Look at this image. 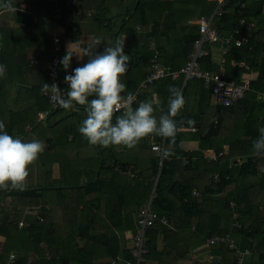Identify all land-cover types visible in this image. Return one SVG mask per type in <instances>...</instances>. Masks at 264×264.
<instances>
[{
  "label": "trees",
  "instance_id": "trees-1",
  "mask_svg": "<svg viewBox=\"0 0 264 264\" xmlns=\"http://www.w3.org/2000/svg\"><path fill=\"white\" fill-rule=\"evenodd\" d=\"M63 1L66 0H57V3L54 0H26L30 5L29 10L32 12V17L34 11L39 15L38 17L43 19L42 24L38 21L40 19H37L33 24L34 29H44L39 34L46 35L47 32L51 34L54 30L51 25V27L49 26L51 23L44 22L46 18L49 20L52 17L55 6H58L62 15L65 16L71 15V13L73 15L74 10L79 9L80 18L78 22L87 20L88 16L94 18L96 32L102 36H107L108 41L104 46L112 43L114 36L133 34L131 31L134 26L140 25L134 30L133 37L123 44L130 53H134L132 63L135 62V68L142 63L145 66L149 64L153 51L149 48L148 39L158 35V33L167 36L168 33L164 28L168 21H172V19H168L171 15L169 12L165 15L166 19H160V16H156L154 23L144 26L143 12L147 13L150 8H159L161 4L165 5L161 0H67L66 3ZM19 2L20 0H15L14 7ZM168 2L174 1L168 0ZM104 3L110 7L103 6ZM193 3L197 18L203 15L209 16L216 6V1L210 0H193ZM116 6L118 8L114 9L111 16L106 15L103 8L112 10ZM87 10H91V13L87 14ZM132 10H134L133 14H131ZM12 14L14 15V13ZM129 15L130 17L127 18ZM243 15H247L250 21L254 22V25L241 27L239 20ZM76 21L75 19L73 24H65V30L74 33V29H79V24ZM211 23L221 34L227 35L237 30L238 32L234 33V38L245 36L248 39L241 46L231 44L225 48V77L239 81L244 68L239 67V64L233 65V63L242 62L244 65H249L256 73V76L251 79V88L264 92V28L258 27L261 23L264 24V0H226L221 15H214ZM129 24L133 25L127 27ZM195 27L193 25L192 31H182V35H185L178 41L181 47L179 55L183 62L191 49L193 40L198 37ZM137 35H139L138 39L136 38ZM94 40L95 38H93ZM14 44L13 50L10 51L14 70L18 71L23 68L36 79V69H39L43 80L45 73L43 66L48 59L50 60L54 56L53 49L49 47L48 50L36 54L34 59L37 60V63L30 65L27 60V54L31 52L29 46L19 41ZM61 52L62 50L60 55ZM201 64L208 69L218 70L219 68V65L212 60L209 52L201 59ZM158 81L154 82L150 88L154 86L162 100L169 97L170 85L179 87L180 84V79ZM44 83L46 80L42 83L43 85L39 82H33V85L44 87ZM40 97L42 103L38 99L33 100V103L38 107L36 112L49 110L50 104L46 97L42 94ZM214 107V117L204 122L202 114L199 117L184 115L181 110L180 115L175 118L177 135L174 152L183 153L180 150V143L185 136L182 128L200 127L202 122L208 127L205 132L204 129L196 132L189 130L192 133V135L190 134L192 138L200 140L201 148L211 147L217 152L227 142L231 145L230 152L227 158L222 156L217 161L198 160L196 166L198 168L192 167L193 161L191 160L187 167L183 168V176L186 175L187 179L177 182V185L169 179L173 169L170 168L169 162L163 160L152 205L159 215L168 217V224H171L169 227L156 221L147 231L149 250L144 255V259L157 258V255L161 253L162 256L168 254L166 257L168 261L161 260L163 263L165 262L164 264H234L233 251L228 248L226 243L210 247L209 251L213 252L214 258L212 261H207L208 263L193 257H186L189 250L184 251L182 247L176 249V247L182 246L176 244L177 242H173L169 251L156 252V237L164 234L165 229L171 233V237L175 236L179 227L183 225V221L187 220L189 225L194 226V232L197 231L198 245L204 244L205 238L214 233L229 231L240 248H256L257 252L253 257H250V264H264V174H261L260 178L256 175L257 162L260 158L264 159V156H257L256 159L248 156L247 160L244 159L241 164L233 161L237 157L244 158V156L252 153L253 142L259 138L258 129L264 127V103L257 101V95L254 91H249L242 100L230 106ZM36 112L29 120L31 121L29 122L30 128L26 130V133L22 130L23 124L13 127V129L10 125H6V131L16 134L24 132L25 135L33 132L34 134H44L43 126L47 127L50 122L48 120V123H46L47 121H37ZM201 112L203 113V109ZM116 115L120 114L116 113ZM76 116L77 114H72L69 120L70 124H64L62 135L51 136V138H60L62 142L66 138L69 144L61 145L62 150L74 146L71 148L73 149L71 154L61 151L65 155L60 160L61 153L58 152L56 169H53V165L51 166L55 161L53 154H51L52 159L46 168L30 169L31 171L35 170L34 174L29 171L26 180H31L33 177L36 179L38 173L43 174L40 181V186L43 187L31 188L37 185L26 181L28 187L26 190L0 189V237L3 238L0 264H3L10 252L15 253L17 260L24 264H111L102 259L112 257L111 259L115 260L118 256L127 260L133 259L128 248L121 249V236H118L115 231L124 232L127 228L133 229L134 227L132 217L127 216L126 213L122 215L124 201L127 200L123 199V196L133 187L135 177L131 176V173L142 175L144 169L130 168L129 166L134 164L136 159L134 161L118 159L115 150L112 154L110 153V148L96 150V146H92L93 151L90 155L88 151L80 152V146L90 145L78 131L81 120L77 119ZM72 119H77V121H72ZM189 120L194 123L189 124ZM214 120L216 121L214 122ZM226 129H231V141L221 139L223 142L215 145L214 143H218L216 140L218 135L222 136ZM238 133L242 134L236 137ZM70 134H73L74 137L68 140ZM38 140L44 141L41 138ZM166 142L168 145L169 140ZM48 145L51 146L52 144L49 143ZM124 148L126 149L125 146ZM230 158H233L231 162L229 161ZM157 160L158 156L156 152H153L150 158L153 180L157 174ZM87 161L91 162L87 163ZM117 164H119V168L115 167ZM90 165L91 168H87ZM97 169L99 171L96 176ZM206 173H208L207 180L203 178ZM214 173L217 175L216 178H214ZM124 175H130V178ZM196 175L197 177L194 178ZM252 175L255 176L254 181L249 180ZM84 180L85 185H83ZM153 180L149 184V190L152 188ZM176 180L179 179L176 178ZM257 184L260 187L253 189V196H259L250 197L251 188ZM175 185L177 189L173 191V198L167 199L162 196L164 189L173 190ZM194 190L197 191V195L192 194ZM104 194L109 196V199L105 197L107 200V221L100 218L98 213L91 209L94 205L92 200L98 199L97 201H99L104 198ZM73 201L75 203L71 204ZM230 201H233L234 204L231 205ZM81 203L82 207H80ZM31 208L38 210L37 213L26 219L23 226H18L21 212ZM206 217L209 219L204 222ZM234 219H237L239 226L234 224ZM126 240L128 239L125 238L122 243L125 244ZM218 255L221 256V259L216 261ZM139 264H143V262Z\"/></svg>",
  "mask_w": 264,
  "mask_h": 264
},
{
  "label": "crops",
  "instance_id": "crops-1",
  "mask_svg": "<svg viewBox=\"0 0 264 264\" xmlns=\"http://www.w3.org/2000/svg\"><path fill=\"white\" fill-rule=\"evenodd\" d=\"M15 0H12V3L14 4ZM163 1V3L165 5H162L159 8H150L149 12L145 13V11L143 12V23L144 26H148L152 23H154V18L156 16H160V19H163L165 17V15L169 14V12L171 13L170 17L168 19H172V21H168L167 22V26L164 28L168 35H162L159 34L152 36L150 39H148L147 43H149V48L154 52H157L160 55V59L161 62L167 65H170L174 68H178L180 67L184 62L182 57L179 55V52L181 50V47L179 45V40H181V38L184 37L185 34L182 35V31H186V30H193V25L196 26V32L197 31V24L196 21L202 17L200 16L199 18L194 17L189 19L187 22L186 21H177L175 20V12L173 11V3L177 2L178 0H173L174 2H168V0H161ZM177 4V3H176ZM190 5L192 8H194V3L192 1V3L190 2ZM14 6V5H13ZM103 6H108L106 3H104ZM15 7H17V10H23L26 12L31 13L30 12V5L26 2V0H20L19 3L15 4ZM136 7V5H135ZM118 8V6H116L115 8H113L112 10L109 8H103L105 10L106 15L111 16L112 12L114 11V9ZM154 9V10H153ZM168 9H170L168 11ZM173 9V10H172ZM79 11L80 14V10L76 9ZM74 10V12L76 11ZM196 10V9H195ZM91 10H87L86 13L89 14ZM73 12V17L77 20L76 22L79 24V29H74V33L72 32H67L65 30V22L61 21V18L59 20V27L56 28L55 30L52 31V33H58L59 36L61 38H63L64 43H63V49L61 52V56L63 57L65 52H66V48L67 46L72 43V48L76 49L82 46H86L88 44H90L93 41V38H100L102 40V44L98 46V50H102L104 45L107 44V36L104 35L102 36V34H98L96 32V23L94 18H92L91 16H88L87 20L84 21H80L78 22L80 16L79 14L74 15ZM134 10L131 11V14H133ZM72 14V13H71ZM130 14V15H131ZM127 16V18L130 17ZM205 16V15H203ZM207 16V15H206ZM66 18V16H65ZM126 18V19H127ZM37 19H40L38 21H40V23L42 24V18L40 17H36V19L34 18V16L32 17V23L30 25H24L22 23H19L16 20V12L14 13V15L12 14V12H8L5 11L3 9H0V64L6 65L7 67V73L6 76L4 78H0V121H3L6 125H10L13 129V127H17L21 124H23V131L24 128L26 127V130H29V126L31 121L30 118L31 116H33V114H35L36 110L38 107H36V105L33 103L34 100V92L35 90H38V93L43 95L44 87L41 86L43 85L42 83L46 80V83L48 84L47 81V69H48V65H49V59L47 60V63L44 64L43 68H44V77L43 80L41 78L39 69H36V75L37 78L35 79L30 73H28L25 69L21 68L20 70L16 71L14 70L13 66H12V62L11 61V56H10V51L13 50V46L15 45V42H24V44H27L30 48V53L27 54V60L29 61L30 65H35V63H37V60L34 59L36 54L41 53L42 51H46L49 49V47L52 48L51 45V35L52 33H48L45 34H39L40 31L44 30L43 28H39V29H34L33 28V24L36 22ZM45 21V20H44ZM174 21V22H173ZM50 23V19L48 20V18H46V21L44 23ZM48 23V24H49ZM104 24H106V22H104ZM51 24H49L50 26ZM133 24H129L127 25V27H131ZM189 25V26H188ZM140 27V25H136L134 26V29L131 31L134 34V30L137 27ZM260 26V27H259ZM51 27V26H50ZM259 28H264V24L261 23L260 25H258ZM144 28V27H142ZM81 30V33H80ZM119 30V28L117 29V31ZM140 31V30H139ZM80 35H77L79 34ZM57 34V35H58ZM133 34L131 35H119L118 37L114 36L112 37V41L114 39V41H123L124 43H127V41L129 39H131L133 37ZM136 38H139V35L136 36ZM124 46V45H123ZM226 47L228 46H223L221 44H216L215 46H211L210 47V51L209 53H211V57L212 60L217 63L219 65L218 70H214V69H208L202 66L201 67L204 69H208V70H212L215 72H220L221 74H223V76L225 77V52H226ZM192 48V46H191ZM3 49V50H2ZM191 50V49H190ZM124 52L125 54H127L129 56V62H128V70L127 71H132L129 73L130 77L125 80V81H121L123 83H125L126 85V92L124 93V95H126L128 92L133 93L139 86V84L141 83V81L144 79V77L146 76L145 74L148 73L147 70H149V64H150V59L152 58V56L149 59V64L145 66V69L143 70L141 77L138 81V83L133 85L132 80L136 79V74L134 73V71H136V68L138 67H134L135 66V62L133 61L132 63V59H134V53H130V51H128L127 47L124 46ZM187 56V55H186ZM34 59V60H33ZM186 60V59H185ZM87 61V57L84 58V60L82 61H78L77 58L75 56H73L72 58V62H71V67L75 68L78 66H82L83 63H85ZM201 63V61H200ZM233 65H235V62L233 63ZM243 63L239 62V67H243L242 66ZM148 66V67H147ZM38 66L36 65V68ZM148 68V69H147ZM143 76V78H142ZM254 76H256V73L251 69L248 74H247V78L252 79ZM226 78V77H225ZM242 79V77H239ZM180 79V84H179V88L181 89L183 96L185 98V105L184 108L182 109V113L184 115H194L196 117L201 116L202 114V118H203V122L206 120V114L208 113V107L204 104V102H202V93L205 90H208L210 92V100L212 99V106L213 108H215L214 106H222V105H218L214 103V98L213 95L211 93V89L210 87H207L203 84L202 81L200 80H188L187 82H184L183 78H178ZM227 79V78H226ZM229 80H234V79H229ZM236 80V79H235ZM33 82H39L41 85H39L40 87H36L33 85ZM159 82V81H158ZM156 83V82H155ZM169 83V82H166ZM29 84V85H28ZM154 89V86L152 88H148V89H140V98L141 101H153V100H159L161 102V107L163 108L164 112L167 111V101H168V97H164L166 98V100H162L158 94V90ZM257 101H259L257 99ZM261 102V101H259ZM15 103V104H13ZM263 103V102H261ZM137 105H133L132 107L135 108L137 107ZM203 109V113L201 112V110ZM9 110H13V111H9ZM22 110H28L29 111V116L28 114H19L21 116H18V113L16 114L15 118H12L13 112H18V111H22ZM65 110V114L64 116L60 115V113L62 111ZM9 111V112H8ZM38 112V111H37ZM36 112V113H37ZM72 114H77V119L79 118L81 121L85 118L86 113H84L83 109H75V110H60V111H56L54 112L47 120L50 122L48 123V121L46 123H48V126L44 127L45 132L49 127L52 126H56L59 122L69 119L71 118ZM121 114V113H119ZM162 113L157 110L154 115L159 118V116ZM72 119V121H77ZM34 121V120H33ZM36 121V120H35ZM207 121V120H206ZM216 120H214L215 122ZM202 122V124L200 125V127H196V128H182V131L185 133L184 138L182 139L181 143H180V150L183 151L182 154H177L175 153L173 156L169 157V158H163V160H166L167 162H169L170 168L173 169V172L171 173L169 179L173 184L177 185V182L181 181V180H185L186 175L183 176V172L184 169L186 168L187 165L189 164V162L192 160L193 161V166L192 167H196L197 166V161L198 160H206L208 162L211 161H217L220 160L219 157H224L228 156L229 152H230V148L231 145L229 143H224L222 145V148L219 151H215L214 148L211 147H207V148H201L200 146V140L199 139H195L192 138L190 136V134L192 135V133L189 132V130L191 132H196L197 130L200 131L201 129H204L203 131L205 132L207 130V126L204 125V123ZM71 123H75V122H71ZM230 130L231 129H226L225 132L222 133V136H220V134L218 135V137L216 138V140L218 141V143H214L215 145L221 144L223 141L225 140H229L231 141L232 139V135H230ZM188 131V132H186ZM10 135H13L14 137H19L21 138L23 141L28 142L31 140H38V139H43L39 140L42 141L45 144V147L47 148L46 153L49 154L50 158L52 159V155L55 158V161L51 164V166L53 165V168H56V166H58V152L61 153L62 151V146H66L68 145V141L65 138V142L61 141L60 138H51V137H47V141L45 143V137L43 138L44 134L41 133H36L34 134V132L32 134L28 133L25 135V133H21V134H16L13 133L11 131L8 132ZM13 133V134H12ZM242 133H238L236 135V137L240 136ZM54 136V135H53ZM74 137L73 134H70L68 136V140H71ZM164 140V148H166L167 142L165 138L159 137V136H149L146 138H143L138 145H136L134 148L132 149H128L129 151H126V149L124 148V146H110L107 148H110V153L112 154L115 150L118 159L121 160H135L134 164H131L129 167L130 168H143L144 172L141 174H133L131 173V176H134L135 178L133 179V187L131 190H129L127 192V194H125L123 196V199H127L126 202L124 201V207H123V212L122 215L124 213L127 214V216L132 217V223L134 225L133 229H128L126 231H115L118 236H121V240H120V246L121 249H126L128 248V251L131 249L132 247V236L134 234L135 231V219H136V214L138 209L141 206L147 205L148 203L151 204V208L153 209V203H152V199H153V192L155 193V191L153 190V184H152V188H151V194L149 188V184L151 183V180H153L152 176L153 173L151 172V164H150V158L153 154V152L155 153L156 151L152 149V144H154L155 142ZM221 139L223 141H221ZM53 141V142H52ZM62 142V143H61ZM49 143H51L52 145H48ZM62 145V146H61ZM74 146H71L66 153H68L69 155L71 154V152L73 151ZM81 152H86L88 151L89 155L91 154V152L93 151V147L92 146H80L79 147ZM107 148H102L99 146H96L95 149L96 150H101V149H107ZM187 152V154H186ZM44 153V152H43ZM221 153V155H219ZM157 154V152H156ZM216 155V158H214V160H209L208 159V155ZM237 155V154H236ZM158 156V160H157V174L154 177V179L159 176V153L157 154ZM248 156L251 157H255V159L257 158V156L254 154V149L252 150V153H250V155L244 156V159L247 160L246 158H248ZM237 157V156H236ZM117 159V160H118ZM233 158H230L229 161L231 162ZM253 159V160H255ZM238 160L237 158L233 161ZM119 161V160H118ZM91 161H87V163H90ZM240 162V160H238V163ZM86 163V164H87ZM113 163V162H112ZM258 164V170L256 175L259 176L261 174H264V159L260 158L257 162ZM37 165H40L41 167H47V164L43 163V160H41L40 162L36 161L34 162L32 165L29 166V168H36ZM92 165V164H91ZM91 165L87 168H91ZM116 166H119V164H117ZM115 166V167H116ZM162 166V165H161ZM198 168V167H196ZM97 171H99L97 169ZM129 174V171L127 172ZM198 175V174H197ZM197 175L194 177L196 178ZM215 175V173H214ZM124 176H128V175H124ZM130 176V175H129ZM128 176V177H129ZM207 176L208 173H206L205 175H203V178L205 180H207ZM251 178H249V180L254 181L255 180V176L252 175L250 176ZM96 178V176H95ZM130 178V177H129ZM176 178H178L179 180H176ZM250 181V182H251ZM154 183V180H153ZM199 183V182H198ZM85 180L83 182V185H85ZM173 188V190H169V189H164L162 196L169 199V198H173L174 197V193L173 191L177 189V187ZM43 187V186H41ZM256 187H260L258 184L256 186H253L249 192L250 197H258L259 195H254L253 196V189H255ZM257 192V189H256ZM105 197L109 196L104 194V198L100 199L99 201H97L98 199H94L92 200L94 205L92 211L93 212H97L98 215L100 216V218H102L103 220L107 221V209H106V204H107V200ZM119 200V199H117ZM85 202V200H84ZM112 202V201H111ZM75 201H73L71 204H74ZM109 203V202H108ZM97 205V206H95ZM82 203L80 204V207H82ZM154 210V209H153ZM155 211V210H154ZM29 212V211H28ZM29 214V213H27ZM97 218V217H96ZM122 218V217H121ZM171 219V217H169ZM170 224H168V226L170 227ZM120 225V224H119ZM193 225H189L188 221H183V225L181 227H179L178 232L175 236L171 237V233L169 231H167L166 229L164 230V234H160L156 237V252L159 251H169L172 247L173 242H177L176 244H180L182 245V243L187 242V243H192V239L190 238V236L195 235L197 240L199 239L198 235L194 232L193 230ZM132 232V233H130ZM125 238H127L128 240L125 241V244L122 243V241L125 240ZM196 242V241H195ZM194 242V243H195ZM199 243V242H198ZM197 245L195 246V248H191V250H189V253L186 255V257H193L195 259H198L196 255V253H198L199 251H201L202 249L206 248L208 250H210V247L204 243L202 245ZM131 246V247H130ZM182 246L180 247H176V249H180ZM184 251H188V250H184ZM160 255H157V258H145L143 261V264H164L161 260H166L168 261V259L166 258L168 256V254H165L162 256L161 253H159ZM254 255H249L247 257V261L249 262V260L251 259L250 257H253ZM200 260L208 263L207 261H212L214 256L210 255L209 257H205L202 258L201 256ZM112 258V257H110ZM119 259V261H122V257H117ZM221 259V257H216V261H219ZM111 260V259H110ZM109 262V261H108ZM250 263V262H249Z\"/></svg>",
  "mask_w": 264,
  "mask_h": 264
},
{
  "label": "clouds",
  "instance_id": "clouds-1",
  "mask_svg": "<svg viewBox=\"0 0 264 264\" xmlns=\"http://www.w3.org/2000/svg\"><path fill=\"white\" fill-rule=\"evenodd\" d=\"M0 9L12 13L17 11L12 0H0ZM101 44L100 38L76 49H73L70 43L64 56L60 55L59 61L65 71L72 68L71 74L64 76L68 89L66 95L61 93L60 87L55 83L51 85L44 83V90L50 94L51 100L58 107L66 110L83 108L86 116L81 121L78 131L90 146L102 148L125 146L132 149L143 138L159 136L169 140L168 146L161 150V157L166 159L173 156L177 135L175 118L180 115L185 105L181 89L169 86L170 95L166 112L158 99L141 101L133 108L135 97L131 92L124 95L126 85L121 82V78L127 73L129 62V56L124 52L123 41H113L102 50H98ZM73 56L78 61L87 57V61L82 66L73 68L71 67ZM6 73V65L0 64V78H4ZM157 110L162 113L159 118L154 115ZM188 123L194 122L189 120ZM258 131L259 138L253 142L252 147L256 156H264V127H260ZM44 150L45 144L42 141L25 142L19 137H14L6 131L5 123L0 121V189L24 188L29 176V166L38 160ZM29 210L24 209L22 212L23 225L25 220L29 219V214L26 213ZM116 261L119 260L116 258ZM109 262L112 263V259Z\"/></svg>",
  "mask_w": 264,
  "mask_h": 264
},
{
  "label": "built area",
  "instance_id": "built-area-1",
  "mask_svg": "<svg viewBox=\"0 0 264 264\" xmlns=\"http://www.w3.org/2000/svg\"><path fill=\"white\" fill-rule=\"evenodd\" d=\"M216 1V6L212 13L209 16H202L197 21V31L198 37L193 40L192 48L187 53L185 62L178 68H174L170 65L164 64L161 62L160 55L154 54L150 59L149 70L144 79L139 84L138 88L132 93L135 97L133 105L139 104L141 102L140 98V89H146L149 85L153 84L158 80H177L178 78H183L184 82L188 80H200L207 87H210L211 93L214 98V103L222 106H230L235 102L242 100L246 93L249 91H254L257 94V99L264 103V92H257L255 89L251 88L250 82L251 79L247 77L240 78L237 80L226 79L223 74L220 72H215L212 70L204 69L201 67V59L210 51L211 46L216 44H221L223 46H230L234 44L235 46H241L245 44L248 39L245 36L241 38H234V33L238 31L235 30L234 33L227 35L221 34L216 28L212 26V18L214 15H221L222 7L225 5L226 0H210ZM60 8H56V15L50 18L51 26L54 30L59 26L60 20ZM79 14V11L76 10L74 15ZM75 18L73 15L66 16V25L73 24ZM241 27L243 26H253L254 22L247 15H243L239 20ZM60 40L61 37L57 34L51 36V45L54 49V56L49 61L47 69V81L48 84L52 83L57 84L60 87V91L63 95H66L67 84L64 81V76L66 74H71L72 68H69L65 71L60 65ZM239 64L235 62V65ZM246 71H250L249 65H242ZM259 93V94H258ZM43 95L46 97L48 103L50 104V109L46 111L38 112L37 121H46L52 113L56 111L63 110V108L58 107L50 98V94L43 92ZM132 105V106H133ZM78 109H83L78 107ZM152 149L159 153V167H161L163 158L161 157V150L164 148V140L155 142L152 144ZM221 155V153L219 154ZM216 155L212 154L208 156L209 160H214ZM244 160L240 161L242 163ZM119 168V166H116ZM161 168H159L160 171ZM216 174L214 178H216ZM158 178L154 179L153 190L155 191L156 183ZM193 195H197V191L192 192ZM154 195V192L152 196ZM231 205L234 204L233 201L229 202ZM168 217L159 215L156 211L151 208V204L141 206L136 214L135 219V231L132 236V247L130 249L133 259L127 260L122 259L124 264H139L144 260V255L148 252V235L147 231L155 224L156 221L168 225ZM234 224H237V219H234ZM24 223V217H22L18 223L19 226H22ZM226 243L228 248L233 251L234 264H249L246 260L247 256L252 253L257 252L255 247H245L240 248L237 241L230 234L229 231L225 233H214L211 236H208L206 239V244L208 246H215L219 244ZM118 259V258H117ZM119 260V259H118ZM115 260H112L114 263ZM3 264H24L17 260L16 254L11 252L3 261Z\"/></svg>",
  "mask_w": 264,
  "mask_h": 264
},
{
  "label": "rangeland",
  "instance_id": "rangeland-1",
  "mask_svg": "<svg viewBox=\"0 0 264 264\" xmlns=\"http://www.w3.org/2000/svg\"><path fill=\"white\" fill-rule=\"evenodd\" d=\"M19 1V0H18ZM30 1V0H29ZM39 1V0H38ZM44 1H48V0H44ZM56 3H57V0H54ZM67 1V0H66ZM66 1H63V2H65L66 3ZM192 1L193 0H178L176 3L174 2L173 3V5H174V7H173V11L175 12V20H177L178 22L179 21H188L189 19H191V18H194V17H196L197 16V14H195L196 13V8L195 9H193L192 7H191V5H190V2L192 3ZM58 6H55V8H54V12L52 13V17L54 16V15H56L57 13H56V8H57ZM33 16H34V18H36V17H38L39 15L37 14V13H34V11H33ZM59 16H60V18H61V21L62 22H66V18H65V15H62V12L60 11V13H59ZM60 26V25H59ZM58 26V27H59ZM57 27V28H58ZM54 33H52V35H53ZM55 34H58V33H55ZM51 35V36H52ZM59 35V34H58ZM154 54H158L157 52H154L153 54H152V56L154 55ZM144 67H145V64L144 63H142V64H140L139 66H138V68H136V71H134V73L136 74V79H133L132 80V82H133V85L136 83H138V81H139V79H140V77H141V74H142V72H143V70H144ZM250 70H251V68H250ZM130 72H132V71H130ZM129 71H127V73H126V75L125 76H123L122 78H121V81H125V80H127L129 77H130V75H129V73H130ZM247 74H248V71H246L245 69H244V72L242 73V77H247ZM153 84H151V85H149L146 89H148V88H150L151 86H152ZM257 92H259V93H261V90H256ZM258 93V94H259ZM257 95V94H256ZM33 96H34V99H38V101L40 102V103H42V99H41V97H40V93H38V90H35V92H34V94H33ZM202 102H204V104L208 107V113L206 114V120L207 121H209V120H211L214 116H213V112H214V109H213V106H212V104H211V102H212V99L210 100V98H211V96H210V93H209V91L208 90H205L203 93H202ZM41 111H45V110H41ZM41 111H38V112H41ZM38 112L36 113V120H37V115H38ZM18 113V116H20L19 114H28V116H29V111L28 110H23V111H18V112H13V115H12V118H15V116H16V114ZM66 112H65V110L64 111H62L61 113H60V115H62V116H64V114H65ZM64 124H70V122H69V119H67V120H65V121H63V122H60V123H58L56 126H52V127H49L47 130H46V132H45V143H46V141H47V137H51V136H55V135H58V134H63L64 133V131H63V127H64ZM46 129V128H45ZM24 132L26 133L27 131H26V127L24 128ZM13 134V133H12ZM46 150H47V148L45 147V150H44V153H42L40 156H39V158H38V162H40L41 160H43V163L44 164H47V165H49V163H50V160H51V158H50V156H49V154H47L46 153ZM68 150V149H67ZM65 148H63V152H66L67 151ZM133 150V149H132ZM126 151H129V150H127L126 149ZM61 153V157H60V160L62 159V157L65 155V153ZM80 152H81V150H80ZM68 155V154H67ZM209 156V155H208ZM237 159L238 160H240V161H242V160H244V158H238L237 157ZM233 160V159H232ZM36 168H45V167H41L40 165H37V167ZM30 169H34V168H28V171H31ZM53 169H56V168H53ZM33 174H34V172H35V170H32L31 171ZM43 177V174H41V173H38V174H36V179H34V177L31 179V180H26V181H28V182H33L34 184H36L37 186H34L35 188H41V183H40V181H41V178ZM36 181V182H35ZM25 187H27V186H25ZM151 194V190H150V193H149V195ZM37 211L38 210H34L33 208H31L30 209V211L29 212H26V213H29V218H30V216H32L33 214H35V213H37ZM22 213V212H21ZM209 219V217H206V218H204V222H206L207 220ZM197 231L195 230V233H196ZM190 238L192 239V243H187V242H184V243H182V248H184V250H191V248H195V246L197 245V243L199 242V239L197 240V238H196V236L195 235H193V236H190ZM196 241V242H195ZM195 242V243H194ZM2 243H3V238L2 237H0V250H1V247H2ZM210 255H213V252H211V251H209L208 249H206V248H204V249H202L201 251H199L198 253H196V255L195 256H197V258H198V260H200V257L199 256H201L202 258H205V257H209ZM214 256V255H213ZM217 257H221L220 255H218ZM111 258L110 257H105V258H103L102 260H104L105 262H107L108 263V261L110 260ZM111 264H124L122 261H116V262H114V263H111Z\"/></svg>",
  "mask_w": 264,
  "mask_h": 264
},
{
  "label": "water",
  "instance_id": "water-1",
  "mask_svg": "<svg viewBox=\"0 0 264 264\" xmlns=\"http://www.w3.org/2000/svg\"><path fill=\"white\" fill-rule=\"evenodd\" d=\"M16 20L19 23H22L25 25H30L32 23V15L29 12H26L23 10H17L16 11ZM113 41H114V39H113ZM63 43H64V40H63V38H61V40H60L61 47H63ZM97 174H98V171L96 172V176H97ZM31 188H35V187H31ZM26 189H28V187L22 188V190H26Z\"/></svg>",
  "mask_w": 264,
  "mask_h": 264
}]
</instances>
